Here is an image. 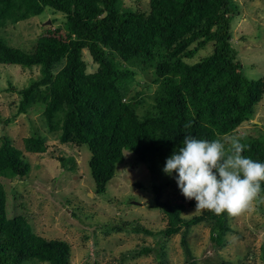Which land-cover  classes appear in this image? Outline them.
Segmentation results:
<instances>
[{"label": "trees", "instance_id": "obj_1", "mask_svg": "<svg viewBox=\"0 0 264 264\" xmlns=\"http://www.w3.org/2000/svg\"><path fill=\"white\" fill-rule=\"evenodd\" d=\"M146 12L131 9L123 0H0V28L40 14L45 7L64 16L66 33L47 29L31 52L3 43L0 64L37 66L39 74L18 90L16 114L25 113L33 96L44 86L48 100L43 111L49 132H57L60 143L85 145L94 192L101 194L123 161V150L143 162L152 179L155 194L173 177L163 168L166 159L182 146L185 135L199 139H220L253 113L264 91V78L248 80L240 73L236 53L230 45V21L235 15L234 0H147ZM207 42L211 51L198 61L187 63ZM192 45V46H191ZM114 52L127 66L110 63L105 49ZM86 49L96 65L86 72L81 59ZM141 71L151 69L156 84L153 104L141 115L133 100L122 92L132 77L129 65ZM147 72V71H146ZM10 119H2L5 125ZM186 125H190L186 127ZM247 145L243 155L264 163V135L239 136ZM25 152H45V136L38 132L22 138ZM61 168L73 162L56 157ZM28 163L11 139L0 137V177L22 176ZM72 169L68 167V170ZM264 193V182H261ZM154 207L165 217L158 234L170 236L180 227L215 218L210 240L221 244L224 214L204 211L182 217V203L156 200ZM135 230L152 232L137 226ZM69 244L33 232L20 215L6 217L4 190L0 182V264H66ZM148 251L143 248L138 254ZM157 264H160L158 261Z\"/></svg>", "mask_w": 264, "mask_h": 264}, {"label": "rangeland", "instance_id": "obj_2", "mask_svg": "<svg viewBox=\"0 0 264 264\" xmlns=\"http://www.w3.org/2000/svg\"><path fill=\"white\" fill-rule=\"evenodd\" d=\"M234 2L237 12L230 21V45L236 53L241 76L248 80L264 78V0ZM123 4L139 11L148 10L147 0H123ZM63 21L60 12L45 7L36 16L5 24L0 28V39L31 52L47 29L59 27L63 36L66 33ZM211 44L207 42L183 60L198 61L211 51ZM105 53L110 63L121 68L127 66L111 50L106 48ZM81 59L86 72L96 69L86 49H82ZM128 68L134 72L122 89L123 99L133 100L135 113L141 115L145 107L153 104L156 84L151 69L141 71L135 64ZM38 74L37 66L0 64V117L10 119L5 125L0 124V137L10 138L28 163L24 175L0 177L6 217L20 215L35 234L65 240L70 247L66 264H157L158 261L160 264H264V204L254 201L249 210L235 217L225 212L220 245L210 240L215 218L188 229L180 227L178 233L163 236L158 231L164 228L165 217L154 207L157 199L182 203L183 219L206 210L195 211V201L184 198L175 180L156 195L152 183H160L161 178L152 179L145 164L126 150L104 192L96 194L87 164V147L60 143L57 132H49L44 124L45 99L49 98L46 87L42 86L33 96L34 102L25 113H15L20 98L18 90ZM33 132L45 136V152L23 151L22 138ZM241 135H264V91L253 106L251 117L230 133L220 135V139ZM59 156L73 161L66 162L67 169L60 167L56 159ZM137 226L152 233L137 231ZM143 248L148 251L138 254ZM25 264L45 263L31 260Z\"/></svg>", "mask_w": 264, "mask_h": 264}, {"label": "clouds", "instance_id": "obj_3", "mask_svg": "<svg viewBox=\"0 0 264 264\" xmlns=\"http://www.w3.org/2000/svg\"><path fill=\"white\" fill-rule=\"evenodd\" d=\"M246 148L237 137L207 140L185 135L182 146L166 159L163 172L176 174L181 194L195 201V211L239 216L254 201L264 204V163L243 155Z\"/></svg>", "mask_w": 264, "mask_h": 264}]
</instances>
